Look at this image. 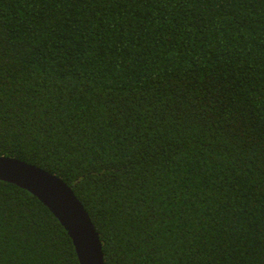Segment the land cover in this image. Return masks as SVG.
Instances as JSON below:
<instances>
[{"label": "trees", "instance_id": "trees-1", "mask_svg": "<svg viewBox=\"0 0 264 264\" xmlns=\"http://www.w3.org/2000/svg\"><path fill=\"white\" fill-rule=\"evenodd\" d=\"M0 156L73 187L105 264H264V0H0ZM0 264H80L3 180Z\"/></svg>", "mask_w": 264, "mask_h": 264}, {"label": "water", "instance_id": "water-1", "mask_svg": "<svg viewBox=\"0 0 264 264\" xmlns=\"http://www.w3.org/2000/svg\"><path fill=\"white\" fill-rule=\"evenodd\" d=\"M0 180L29 191L53 213L71 237L80 264H105L102 242L88 211L61 177L17 158L0 156Z\"/></svg>", "mask_w": 264, "mask_h": 264}]
</instances>
